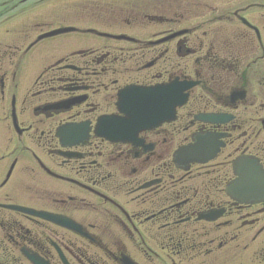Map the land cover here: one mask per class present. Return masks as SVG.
I'll return each mask as SVG.
<instances>
[{"label":"flooded vegetation","instance_id":"obj_1","mask_svg":"<svg viewBox=\"0 0 264 264\" xmlns=\"http://www.w3.org/2000/svg\"><path fill=\"white\" fill-rule=\"evenodd\" d=\"M0 264H264V0H0Z\"/></svg>","mask_w":264,"mask_h":264},{"label":"rangeland","instance_id":"obj_2","mask_svg":"<svg viewBox=\"0 0 264 264\" xmlns=\"http://www.w3.org/2000/svg\"><path fill=\"white\" fill-rule=\"evenodd\" d=\"M78 38H81V36H79ZM62 43H63V40H62Z\"/></svg>","mask_w":264,"mask_h":264},{"label":"water","instance_id":"obj_3","mask_svg":"<svg viewBox=\"0 0 264 264\" xmlns=\"http://www.w3.org/2000/svg\"><path fill=\"white\" fill-rule=\"evenodd\" d=\"M64 31H68V30H64Z\"/></svg>","mask_w":264,"mask_h":264}]
</instances>
